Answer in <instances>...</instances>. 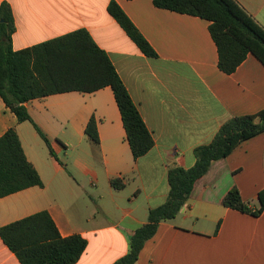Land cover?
Wrapping results in <instances>:
<instances>
[{
  "label": "crops",
  "instance_id": "0c3cea01",
  "mask_svg": "<svg viewBox=\"0 0 264 264\" xmlns=\"http://www.w3.org/2000/svg\"><path fill=\"white\" fill-rule=\"evenodd\" d=\"M111 1L0 0V9L4 3L12 9L14 51L87 30L110 57L155 140L147 155L134 159L110 87L27 102L53 151L65 154L63 163L44 152L34 124L19 123L0 96V138L17 130L45 185L0 199V228L46 210L63 237L80 234L88 241L77 264H115L126 256L150 210L166 203L170 169L194 167L195 150L210 144L227 121L264 110V65L249 55L235 73H223L207 20L159 9L153 0H117L158 53L149 58L110 15ZM237 2L264 27V0ZM92 117L99 148L85 134ZM116 178L125 184L122 190L112 187ZM234 187L250 208L259 207L264 132L212 164L177 218L159 225L136 264H264V212L226 208L222 201ZM0 264H20L1 238Z\"/></svg>",
  "mask_w": 264,
  "mask_h": 264
},
{
  "label": "trees",
  "instance_id": "16d2710c",
  "mask_svg": "<svg viewBox=\"0 0 264 264\" xmlns=\"http://www.w3.org/2000/svg\"><path fill=\"white\" fill-rule=\"evenodd\" d=\"M153 3L159 9L207 20L218 51V66L223 73H235L249 55L264 65V27L237 0H153ZM108 11L145 56L158 58L156 50L117 0L110 2ZM15 31L12 9L4 3L0 9V96L19 123H33L25 105L31 100L71 92L93 94L110 87L134 159L144 157L154 148L153 135L125 83L108 54L87 30L81 29L21 51L13 50ZM33 124L51 155L55 156L48 136ZM263 132L264 110L254 115L234 117L221 127L210 144L195 150L194 167L170 169L166 203L150 210L148 222L131 238L128 254L115 264H136L159 225L177 218L190 199L195 184L208 173L212 164L229 157L243 142ZM85 134L99 148L95 117L88 122ZM111 185L116 190L125 187L119 178L113 179ZM31 187L44 188L45 185L28 160L17 130L11 128L0 138V199ZM258 200L259 207L253 210L243 201L239 189L234 187L222 203L226 208L260 216L264 212V191ZM0 238L20 264H77L88 247V241L80 234L63 237L46 210L1 227Z\"/></svg>",
  "mask_w": 264,
  "mask_h": 264
},
{
  "label": "rangeland",
  "instance_id": "374dc122",
  "mask_svg": "<svg viewBox=\"0 0 264 264\" xmlns=\"http://www.w3.org/2000/svg\"><path fill=\"white\" fill-rule=\"evenodd\" d=\"M44 152H45L47 155L50 154L49 148H48L46 145H45V147H44ZM54 153H55V152H54ZM55 155H56V159L60 160V161L63 162V163L66 162V156H65V154L60 153V154L57 155V154L55 153ZM91 188H92V185H91L90 183H88V190H89L90 192H92Z\"/></svg>",
  "mask_w": 264,
  "mask_h": 264
}]
</instances>
